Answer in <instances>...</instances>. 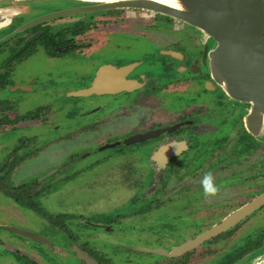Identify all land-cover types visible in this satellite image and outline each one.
I'll return each instance as SVG.
<instances>
[{
    "label": "rangeland",
    "instance_id": "obj_1",
    "mask_svg": "<svg viewBox=\"0 0 264 264\" xmlns=\"http://www.w3.org/2000/svg\"><path fill=\"white\" fill-rule=\"evenodd\" d=\"M18 1L20 0H0V8L10 9L13 2ZM32 2H38L33 7L42 9L68 3L69 0H32ZM11 11L12 9L6 10L5 16H8L7 13ZM142 12L136 8H115L102 10L89 17L88 14L71 15L56 20L53 28L54 30L59 27L63 29V25L76 18L75 23L77 28L81 29L79 34L83 37V41L89 42V39H92L100 43L93 34L90 36L88 30L122 28L133 30L132 33L138 34L145 31L143 24L149 23L146 21L147 17L142 16ZM86 13H93V11ZM4 19L1 17L0 22ZM149 29L146 28V31L150 36H157L152 29ZM184 30L175 31L174 34L182 36ZM5 32L7 29L1 30L0 37L5 35ZM147 35L148 33L138 37L142 41L152 43ZM120 39L129 42L128 37L124 35ZM209 42L210 47L213 46L214 42L212 40ZM107 48H110L109 44L104 47V49ZM4 53L6 55H0V74L2 75L7 72L8 66L5 63L8 52ZM169 58L173 59L171 55ZM86 63V61L85 63L77 61L76 66L80 68L91 65ZM62 64L52 63L43 53H39L31 59L12 64L10 67L13 69L7 76L4 74V78L0 79V177L4 178L6 186L22 185L17 190L22 191L26 188L27 194L31 196L26 201L30 204L27 206L20 204L0 189V264L75 263L73 258H66L65 250L63 247L60 248V245L43 247L39 245L40 243L31 240L27 243L24 237L6 230L3 227L5 225L38 234L45 232L55 239V243H59L57 240L60 238V233L50 227L49 219L55 221L54 215L60 216L58 222L65 224L68 230L76 234V226L82 228L87 226L93 229L85 224L87 220L102 219L114 225L118 223L117 221L131 223L130 220H138L147 215L145 221H139L142 223L139 224L140 227L147 230L169 231L174 224L181 225V228L173 230L174 235L171 236L170 244H165L170 247L186 236L208 228L228 211L264 190V143L253 139L251 143L241 146L240 144L243 140L247 141V138L241 137V131L237 136V129L233 131L234 133H230L235 125L236 112L222 115L219 111L228 110L237 104L235 100L227 98L222 88L212 83L216 92L210 93L207 91L210 90L208 88L210 86L206 81L203 83V91L207 92L209 97L226 96L221 102L215 101L212 104L208 101L202 103L203 100L199 99L202 96L194 95L189 88L183 90L185 86H181L179 91L182 95L178 96L173 93V85H166L162 87L163 89L147 92L139 99L123 105V113L129 116H125L122 121L105 117L109 112L101 108L93 109L91 115L84 117L81 111L86 108L82 106V103L87 101L88 97L63 94L81 85L78 86L77 81L64 79L68 77V72L64 71ZM140 68L142 71H147L149 76H154L157 84H162L173 75L186 73L177 72L178 68L168 72V69L165 70L157 63L151 65L144 63ZM57 75L59 78H55ZM61 80L63 82L58 83ZM17 84L19 88H15ZM165 87L167 88L164 89ZM103 99L108 97L105 95L95 97V100H98L96 102ZM173 99L176 105L172 104ZM199 103L202 104L197 105ZM168 104L170 106H167ZM238 105H242V112L246 110L245 104ZM206 106L215 108L216 111L213 118L208 120L213 128H199L200 132L191 133L193 142L194 140L199 142V148L194 153L197 152L196 155L198 154L200 158L203 155L204 164L199 171L204 174L210 173L213 183L214 180L236 171L238 175L240 173L245 175L244 182L221 181L220 184L215 182L218 192L214 196L204 195L203 203L198 202L194 192L197 190L196 187L201 185L202 173L198 175L197 170L188 174L198 161L189 159L178 171L188 174L186 189L191 197L186 198L187 208L195 207L196 211H189L187 218L178 215L181 213L177 214L178 217L173 216L169 210L162 207L148 214L149 206L153 203H151L152 196H147L160 185L155 187L153 169L150 170L142 157L146 152L144 145L140 146L141 143L127 145L121 142L118 145L106 147L107 143L116 142L117 135L120 140L124 139L127 133L146 128L148 124H154L160 120L167 122L175 120L177 119L175 112L185 111L183 115L189 114L193 107L202 109L201 112L206 116L209 113L206 112ZM96 120L97 122L94 123ZM225 137L228 140L224 143V147L214 152L207 151L215 146V141L222 142ZM101 145L103 149H99ZM201 150L205 153L201 154L199 152ZM234 152H237L235 155L238 157L237 164L226 165L228 159L225 157L232 156ZM193 160L194 162L188 167V163ZM216 161H220V164L213 166ZM215 205L219 206L215 207ZM138 211L141 215L131 218L130 214ZM157 213H164L166 216H157ZM185 220H187L186 225ZM119 226L128 227L122 224ZM172 228L170 234H172ZM84 231L83 235H76V239H85L87 229ZM119 236L122 237L121 234ZM117 237L115 233L108 236L101 235L105 243L92 241L88 245L92 250H96V253L100 252L104 258L109 259L110 264H219L227 254L246 248L248 243H252V247L244 250L241 256L230 264H252L253 259H258V264H264V206L242 219L238 225L182 255L172 257L152 255L143 258L145 254L139 252L137 247L139 244H130V247H137L130 249L127 246H114L108 243V241L118 240ZM63 239L61 238L66 243V238ZM125 241L132 240L125 239ZM105 261L108 262V260Z\"/></svg>",
    "mask_w": 264,
    "mask_h": 264
},
{
    "label": "flooded vegetation",
    "instance_id": "obj_2",
    "mask_svg": "<svg viewBox=\"0 0 264 264\" xmlns=\"http://www.w3.org/2000/svg\"><path fill=\"white\" fill-rule=\"evenodd\" d=\"M99 1H88V0H69L68 3L64 4H56L52 8H37L33 7V5L37 4L38 2L25 1L20 0L18 2H13L9 9L0 8V18H5L4 21L0 22V31L7 29L6 34L14 30L17 26L32 20L35 17L40 15L46 14L51 11L64 9V8H71L77 6H85V5H93ZM30 7V8H29ZM20 8V10H18ZM11 12H6L8 16H5L4 13L6 10H11ZM115 9V8H112ZM105 10H89L93 11V13H86L84 12H74L68 13L57 17H50L45 20L36 22L25 29L13 34L9 38L5 39L4 41L0 42V55H6L4 52H8L6 64L7 72L4 74L7 76L9 71L13 69L12 64L19 63L26 59H31L35 55L39 53H43L49 61L52 63H60L62 64V68L64 71L68 72V77L64 78L65 80L70 81H77L81 87H75L73 90L65 91L63 94H68L69 96H76V97H88L87 101L82 103V106H85V110L81 111L82 116L91 115L93 109H103L104 111L109 112L107 118H117L119 120H124L125 116H129V114H124V110H122L123 105L128 104L129 102L135 101L139 99L141 95L153 91V90H160L163 89V86L166 85H173V93L181 96L182 92L179 91L181 86H185L183 90L189 88L192 90L194 95L202 96L201 100L202 103L208 101V103L221 102L222 99L226 98V96H212L209 97L207 92L203 91V83L206 81L207 85L210 86V93L216 92V84L209 78V73L206 67V60L204 58V48L207 45V48H210V38L204 34L202 31L197 29L196 27L189 25L185 22H181L180 20H176L172 17L156 13L153 11H148L144 9H139L143 11L142 16L147 17L149 23L144 25L145 31L141 33H132L133 30L130 29H122V28H101L99 30H88L90 31L89 34H93L95 38H98L99 42H94L92 39H89V42H84L83 37L79 34L81 31L80 28H77V24L75 21L71 20L72 22L66 23L63 25V29L54 30L53 26L55 25L54 22L66 16L77 15V14H88L93 15L95 13H100V11ZM74 21V22H73ZM157 23V24H156ZM187 26V28H184ZM146 28H150L153 30L157 36H150L149 32L146 31ZM149 29V30H150ZM184 30L182 36H176L174 34L175 31ZM127 30V31H126ZM4 33V34H5ZM148 33L147 38L151 40L152 43H147L145 40H141L138 36H145ZM95 34L97 36H95ZM128 37V41L120 39L121 37ZM92 36V37H93ZM89 38V37H88ZM155 38V39H153ZM139 39V40H138ZM12 42H9L11 41ZM116 41V42H115ZM8 42V44H7ZM6 43V44H4ZM154 43V44H153ZM4 44V46H3ZM109 44L110 48L104 49L105 45ZM104 45V46H103ZM103 46V47H101ZM172 56L173 59H170L169 56ZM83 62L90 63L89 67H80L77 68L76 62ZM62 62V63H61ZM86 63V64H87ZM151 65L157 63L161 65L162 68L170 72V70H175L178 68L177 72H186L183 75H173L170 78H167V81H163L162 84H157V80H155L154 76H149L148 72L142 71L140 68L143 64ZM140 64H142L140 66ZM55 66V65H54ZM194 68V71H193ZM4 74H0V79H3ZM55 78H59V76H55ZM23 80H25L23 78ZM64 80V81H65ZM63 82V80L58 81V83ZM212 83L215 86H212ZM93 84H97L99 91L97 93H90L86 95H79L73 94V92L79 89H85L91 87ZM31 87V86H29ZM219 87V86H218ZM15 88H19L17 84ZM28 88V87H26ZM165 87L164 89H166ZM29 89V88H28ZM25 90V89H24ZM29 90H32L31 88ZM206 90V89H205ZM204 93H203V92ZM225 94V93H224ZM96 95H105L108 99H103L99 102L95 100ZM226 95V94H225ZM230 98L229 96L227 97ZM100 100V99H99ZM181 101V100H180ZM236 101V100H235ZM180 103V102H179ZM199 103L197 105H200ZM237 106L233 105L232 108L228 110H220L219 113L222 115H228L230 112H236L235 115V125L231 129L230 133L237 129V136L238 132L242 134L241 137L247 138V141L243 140V143L240 144L241 146L246 145L247 143H251L253 139H257L264 143L262 139H258L249 133L244 125V116L248 111L249 104L236 101ZM172 104H177L176 101L173 99ZM238 104H245L246 110L242 112V105ZM87 106V107H86ZM167 106H170L169 104ZM199 107H193V110L190 111L193 114H185V112H175L177 114V119L172 121H157L154 124H148L146 128L133 130L126 135H124V139H118L116 142L107 143L106 147L115 146L124 142V140L137 133H145V132H156L151 137L143 139L141 141H136L132 143H141L145 147V153H143L144 161L147 162L150 170L153 169V181L156 183L155 187L159 184L160 187L152 190V193H149L147 197L152 196L153 205L149 206V213L152 210H156L159 208H164L169 210V212L173 216H184L188 217L187 213L189 211H196V208H187L188 197H191L190 194L187 193V175L189 172H194L198 170V175L202 172L199 169L203 166V159L194 151L198 149L199 142L194 140V143L191 138V133L200 132L199 128H213L210 125L209 121L213 118L214 114L216 113L215 108H209L206 106L207 111L209 112L204 116L202 109H198ZM116 109V110H114ZM94 110V111H95ZM114 110V111H112ZM169 111V109H167ZM195 110V111H194ZM171 112V113H172ZM132 117V116H131ZM133 118V117H132ZM204 119V121H202ZM239 121V123H238ZM97 120L94 122L96 123ZM139 122V120H138ZM165 128V130L160 131L161 129ZM234 133V132H233ZM244 135V136H243ZM236 136V135H235ZM224 140V141H223ZM222 140V142H214L215 146L210 148L209 152H214L216 149H220L224 147V143L228 140L226 137ZM125 143V142H124ZM132 143H126L132 144ZM237 143V142H236ZM196 144V145H195ZM167 145H172L173 149L172 152L168 154H164L161 149L166 147ZM195 145V147H194ZM105 147V146H104ZM99 149H103L102 145ZM138 149V148H136ZM143 150V148H141ZM207 149V148H206ZM139 150V149H138ZM206 151V152H207ZM188 152V154H187ZM201 154L205 153L204 150L199 151ZM187 154V155H186ZM237 152H234L232 156L225 157L228 159L226 165H236L238 157L235 156ZM185 156V157H184ZM235 157V158H234ZM189 159L198 160L196 164L188 171V174L179 173L178 170H181L182 166L185 165L186 160L188 162ZM191 161L188 163V167L194 162ZM264 160V159H263ZM231 163V164H230ZM220 164V161L214 162L213 166ZM250 165V164H249ZM212 166V168H213ZM181 167V168H180ZM185 168V167H184ZM218 170V169H217ZM164 173V174H163ZM204 173L201 174V178H204ZM245 176V175H244ZM244 176L238 175L236 171L230 172L229 175L223 176L214 180V183L220 184V182L224 183H232L237 181H243ZM179 184V186H178ZM175 186V188H173ZM196 191L194 195L198 202L201 201L203 203V189L202 186L199 185L196 187ZM264 191V190H263ZM262 191V192H263ZM259 192L258 194L262 193ZM189 195V196H188ZM254 196V197H255ZM252 197L251 199H253ZM187 198V199H186ZM251 199L245 201L241 205L231 209L227 212L226 215L221 217L219 220L211 224L208 228L209 229L212 225L220 222L224 217L229 215L231 212L235 211L239 207L243 206L245 203L250 201ZM203 206V205H202ZM201 206V207H202ZM219 205H215L218 207ZM264 203L258 206L256 209L251 211L250 213L244 215L240 219H238L235 223L230 225L228 228L218 232L217 234L204 239L196 246H193L183 252L178 254H171L172 250L183 244L189 239L196 237L198 234L203 232L206 229L201 230L198 233H195L191 236H186L183 240L175 243L173 246H166L165 244H170L171 236L174 235V229L181 228V225L178 223L174 224L170 227L169 231H161L155 232L151 230L144 229L140 227L139 224H142L139 221H145V216H142L140 219L130 220L131 223L117 221L114 225L109 222H105V220H87L85 223L88 226L93 227L90 229L87 226L83 228L80 226H76L77 234L70 230L69 228L65 227V224H61L58 221L60 220V216L54 215L53 220L49 219L52 229L56 232L60 233L59 239L57 240L59 243H55V239L50 237L45 232H40L42 238H44V242H38L36 240L30 239L28 237L19 235L24 237V240L33 241L40 243L39 245L44 246H55L60 245V248H64L66 253V258H73L76 264H87L85 262L84 256L88 254L89 256L93 257L97 262L100 264H110V260L104 258L102 253H96V250H92L89 247L88 243L92 241H101L104 242L101 238V235L108 236L110 234H117L118 240L115 241H108V243L114 244V246H127L130 247V244H139L137 246L139 248V252H143L145 255L143 258L151 257L152 255L155 256H175V255H182L193 248L197 247L198 245L202 244L203 242L211 239L212 237L218 236L220 233L231 229L232 227L239 224V222L246 218L247 216L251 215L253 212L257 211L258 209L262 208ZM181 213V214H178ZM144 214V213H142ZM178 214V215H177ZM132 217H139V211L137 213L130 214ZM157 216L165 215L164 213H157ZM166 216V215H165ZM59 218V220H58ZM164 218V217H162ZM185 218V219H186ZM121 219V218H118ZM182 220V218H179ZM185 220V225H186ZM100 222V223H99ZM125 225L127 228H122L119 225ZM184 225V226H185ZM172 228V234H170ZM63 229V230H61ZM87 229V236H85L83 240L76 239V235H83L85 233L84 230ZM11 232V231H10ZM14 233V232H13ZM16 234V233H15ZM122 235V237L119 236ZM61 238H66V243L61 240ZM29 239V240H27ZM126 240L131 239V242H126ZM64 240V239H63ZM105 243V242H104ZM252 243H248V247H252ZM111 245V244H110ZM251 245V246H250ZM134 247V246H133ZM130 247V249H134ZM136 247V248H137ZM246 248H242L236 252H231L227 254V256L220 261L219 264H230L238 259L242 252L246 250ZM135 248V249H136ZM45 255V254H43ZM59 255V254H58ZM233 255L235 258L231 262L229 261L230 256ZM60 256V255H59ZM65 257V256H64ZM105 260H108L105 261ZM74 263V264H75ZM258 259H253L252 264H258Z\"/></svg>",
    "mask_w": 264,
    "mask_h": 264
},
{
    "label": "water",
    "instance_id": "obj_3",
    "mask_svg": "<svg viewBox=\"0 0 264 264\" xmlns=\"http://www.w3.org/2000/svg\"><path fill=\"white\" fill-rule=\"evenodd\" d=\"M167 4L156 0H113L99 1L93 5L64 8L48 12L17 26L0 37V42L26 27L68 13L112 8H136L160 13L192 25L206 34L213 46L204 48L209 78L231 99L249 104L244 116V125L249 133L264 139V0H173ZM97 84L79 89L73 94L86 95L97 93ZM165 130V128L160 131ZM137 133L127 137L124 142L141 141L156 134ZM172 145L163 147L164 154L172 152ZM264 203V191L239 207L220 222L204 230L196 237L175 247L171 254H178L204 239L228 228L244 215ZM6 230L44 242L40 235L5 225ZM87 264H100L93 257L84 256Z\"/></svg>",
    "mask_w": 264,
    "mask_h": 264
},
{
    "label": "trees",
    "instance_id": "obj_4",
    "mask_svg": "<svg viewBox=\"0 0 264 264\" xmlns=\"http://www.w3.org/2000/svg\"><path fill=\"white\" fill-rule=\"evenodd\" d=\"M22 186V185H19ZM19 186H13V185H7L4 182V178L0 177V189L2 191H4L7 195L11 196L12 198H14L17 202H19L20 204L23 205H27L30 206V204L26 203V201L29 199V194H27V189L23 188L22 191L21 190H17V188ZM21 188V187H20ZM33 206V205H31ZM235 258V256L231 255L229 258V261L227 262H231L233 259Z\"/></svg>",
    "mask_w": 264,
    "mask_h": 264
},
{
    "label": "clouds",
    "instance_id": "obj_5",
    "mask_svg": "<svg viewBox=\"0 0 264 264\" xmlns=\"http://www.w3.org/2000/svg\"><path fill=\"white\" fill-rule=\"evenodd\" d=\"M201 186L205 196H214L218 192V187L213 183L210 173L204 175V178L201 180Z\"/></svg>",
    "mask_w": 264,
    "mask_h": 264
},
{
    "label": "bare ground",
    "instance_id": "obj_6",
    "mask_svg": "<svg viewBox=\"0 0 264 264\" xmlns=\"http://www.w3.org/2000/svg\"><path fill=\"white\" fill-rule=\"evenodd\" d=\"M88 1H102V2H108L113 0H88ZM159 2L167 3V4H174L173 0H156Z\"/></svg>",
    "mask_w": 264,
    "mask_h": 264
}]
</instances>
